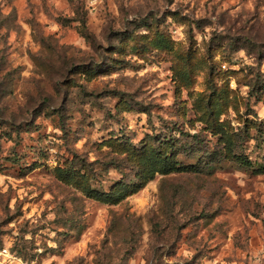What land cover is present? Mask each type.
<instances>
[{
	"label": "rangeland",
	"instance_id": "374dc122",
	"mask_svg": "<svg viewBox=\"0 0 264 264\" xmlns=\"http://www.w3.org/2000/svg\"><path fill=\"white\" fill-rule=\"evenodd\" d=\"M0 264H264V0H0Z\"/></svg>",
	"mask_w": 264,
	"mask_h": 264
},
{
	"label": "trees",
	"instance_id": "16d2710c",
	"mask_svg": "<svg viewBox=\"0 0 264 264\" xmlns=\"http://www.w3.org/2000/svg\"><path fill=\"white\" fill-rule=\"evenodd\" d=\"M242 163L247 165L251 164V162L248 159L242 161ZM150 165L152 168L151 169L148 168L149 169L148 171H152V174H155L156 172H160L162 174H168L173 171L184 170V167L180 166L179 162L176 161L172 155L169 156L167 155L166 152H162V151H157V153H155L151 157ZM152 174L145 176L143 181L139 182L137 185H133L134 190L131 191V193L137 192L138 190L143 188L146 185L147 181L153 177ZM130 186H132L131 183L128 185L124 184L123 187L116 189V191L113 190L109 192H100L94 189H89V194L102 202L114 203L122 200L125 196L129 195L126 192L130 188ZM122 188H125L124 192L122 191Z\"/></svg>",
	"mask_w": 264,
	"mask_h": 264
},
{
	"label": "built area",
	"instance_id": "2783aa9c",
	"mask_svg": "<svg viewBox=\"0 0 264 264\" xmlns=\"http://www.w3.org/2000/svg\"><path fill=\"white\" fill-rule=\"evenodd\" d=\"M5 251H7V250H5Z\"/></svg>",
	"mask_w": 264,
	"mask_h": 264
}]
</instances>
